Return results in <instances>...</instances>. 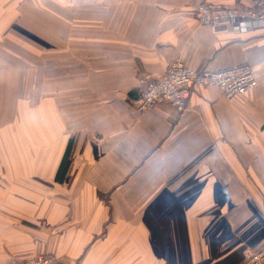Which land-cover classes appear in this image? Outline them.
<instances>
[{"label":"crops","instance_id":"1","mask_svg":"<svg viewBox=\"0 0 264 264\" xmlns=\"http://www.w3.org/2000/svg\"><path fill=\"white\" fill-rule=\"evenodd\" d=\"M200 1L100 0L91 34L75 30L90 17L74 21L73 0H0V119L21 101L34 120L21 122V159L0 158V264L42 253L56 264H242L264 246V30L200 25ZM32 44L39 69L50 55L46 101L15 72ZM176 58L194 70L247 63L257 85L230 99L195 86L183 112H136L141 75Z\"/></svg>","mask_w":264,"mask_h":264},{"label":"built area","instance_id":"2","mask_svg":"<svg viewBox=\"0 0 264 264\" xmlns=\"http://www.w3.org/2000/svg\"><path fill=\"white\" fill-rule=\"evenodd\" d=\"M200 25H227L235 33L264 30V0H250L245 6H227L202 0L196 7ZM140 93L132 99V107L142 113L157 105H166L183 112L193 87L215 86L230 99L257 85L254 66L243 63L224 69L194 70L181 59H174L159 76L142 74ZM9 264H56L53 256L42 253L32 258L13 259ZM242 264H264V246L251 252Z\"/></svg>","mask_w":264,"mask_h":264},{"label":"rangeland","instance_id":"3","mask_svg":"<svg viewBox=\"0 0 264 264\" xmlns=\"http://www.w3.org/2000/svg\"><path fill=\"white\" fill-rule=\"evenodd\" d=\"M65 1V0H61ZM100 0H73V4H70L69 6L70 9L73 10L74 12V21L76 20L77 17L84 15V18L90 17V21L88 20H82L83 22H75L74 23V28L77 32H81L82 28L84 26V30H86V26L88 24L89 29L91 34H96V26H97V16L99 13V5H100ZM43 4V10L45 8H48L47 6L49 5V0H42ZM47 4V6L44 8V6ZM50 6V5H49ZM59 9H62L59 7ZM65 10H67L65 8ZM22 25V24H21ZM79 27V28H76ZM86 39H84L85 41ZM48 41V39H47ZM91 45L96 46L97 39L96 37L91 38ZM32 43V41H30ZM80 45V39L75 40V46ZM31 48H25V54H21V56H13L14 61L13 63H16V65L22 69L18 71L16 68V65H12L14 69H16L15 72H20L22 78H28L29 83H30V88L29 90L31 91L30 94L31 96L33 93L37 92L39 89L43 90V96H42V101H46L48 97H45L44 94L49 90V64H50V55L47 54H42L40 56L41 59V64H40V69H39V64L37 59L39 56H36L33 54L34 48H32V45H29ZM44 51H48L49 48L48 46L46 48H43ZM21 58V61L19 60ZM13 58H11L12 60ZM17 59V60H16ZM37 63H36V62ZM13 69V70H14ZM15 72L11 71L12 74H15ZM40 81V84H42V87H37L36 85H39L38 82ZM35 83V84H34ZM36 86V87H35ZM35 90V91H34ZM22 99V98H19ZM33 97H25V103L32 105ZM9 117L6 119H0V130L5 129L6 134L5 140L7 144L2 145L5 140H2V134H0V158H6V159H21V122H25L26 128L30 127L31 130L33 128V118H28V119H21V101L16 102L12 101L9 102ZM6 105L3 104L4 110H6ZM28 106V105H27ZM48 121V120H47ZM26 138V136H25ZM26 141L24 143H28L29 145V138L25 139ZM28 147V146H27ZM35 154L37 152L35 151H29L28 155L29 157H35Z\"/></svg>","mask_w":264,"mask_h":264},{"label":"trees","instance_id":"4","mask_svg":"<svg viewBox=\"0 0 264 264\" xmlns=\"http://www.w3.org/2000/svg\"><path fill=\"white\" fill-rule=\"evenodd\" d=\"M73 144L72 141L69 140L65 146V149L62 153L60 161L58 163L56 172H55V180L58 182H63L67 176L68 170L71 165L72 157H73Z\"/></svg>","mask_w":264,"mask_h":264}]
</instances>
